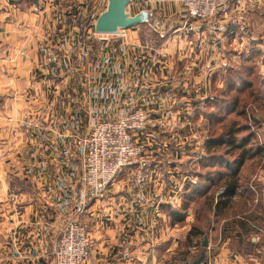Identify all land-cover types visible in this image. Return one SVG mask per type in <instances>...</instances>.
I'll return each mask as SVG.
<instances>
[{"label":"crops","instance_id":"0c3cea01","mask_svg":"<svg viewBox=\"0 0 264 264\" xmlns=\"http://www.w3.org/2000/svg\"><path fill=\"white\" fill-rule=\"evenodd\" d=\"M64 1L0 0V264H21L15 258L18 253L23 254L26 243L33 242L42 244L41 251L33 256L49 258L52 253L43 249V245L68 216L76 213L81 199L72 181L66 190L70 193L63 188L55 197L49 196L45 171L24 168L27 157L22 151L26 140L18 138L16 133L21 129L16 119L27 113L28 96L39 93L41 83H58L62 64L59 59L50 57L58 58L57 50L70 48V44H60L65 32L69 30L74 34L81 29L76 22L79 20L73 21L74 14L67 16L68 3ZM102 1L106 5V0H100L101 4ZM148 3L141 9L154 11L158 31L167 29L165 33L177 37L192 23L191 36L198 39L199 53L195 54L200 65L196 69L200 77L212 81L215 90L212 97L218 93L224 95V92L237 95L250 89L254 100L261 99L264 103V0H231L211 19L191 23L181 18L182 0H149ZM69 18L73 21L70 24L67 23ZM126 32L131 33V28ZM128 33L125 42L120 44L123 62L131 55L126 50ZM87 38L90 57L94 54L90 31ZM188 41L179 42V45ZM103 44L105 56L113 60L109 58L111 43L104 41ZM171 44V47L167 45L168 50L176 51L174 43ZM189 45L186 48L192 49ZM255 65L263 71L259 87L250 77ZM243 67L246 70L240 72ZM228 70L236 73H230V80L225 78ZM262 120L256 118L257 129H253L252 138L262 150L247 155L240 165V184L226 203L207 206L205 199L211 192L214 190L215 203L224 187L219 184L215 190V184L202 177L203 194H191L193 188H188V184L193 182L188 181L182 190L184 205L181 197L178 207L169 203L156 204L158 194L164 195L180 185V171L175 175H163L161 180L154 178L136 191L131 190L122 174L104 199L86 201L83 217L89 220L93 248L85 264H160L171 253L175 264H194L204 247L205 236L208 237V246L204 247L206 258L200 264H264ZM252 145L254 143H249ZM194 184L199 183L195 181ZM195 197L202 198L199 205L193 203ZM174 211L183 212L184 218L174 220ZM193 225L206 233L192 235L189 240ZM181 245H184L182 249ZM198 247L200 252L195 254ZM10 252L15 254L13 258Z\"/></svg>","mask_w":264,"mask_h":264},{"label":"rangeland","instance_id":"374dc122","mask_svg":"<svg viewBox=\"0 0 264 264\" xmlns=\"http://www.w3.org/2000/svg\"><path fill=\"white\" fill-rule=\"evenodd\" d=\"M230 1L228 0L225 6ZM71 2L70 0L63 2L68 3L65 11H67V16L74 14L73 21L78 19L79 21L76 22H78L79 27L81 26V29L74 34L67 30L60 44H70V48L57 50L58 58L50 57L53 60L59 59L60 64H62L61 74L58 73V83H41L42 89L39 93L34 92L28 96L27 113L21 114L16 119L21 128L16 130L18 138L26 140L25 150L22 151L23 155L27 157V164L24 168L27 171L39 169L45 171L47 186L49 187L46 192L50 197H55L59 191H63V188L66 191L71 181L77 187V191L80 192L84 188L80 181V174L83 172L84 165L81 140L97 120H118L129 107H141L147 115V132L151 133L157 142H167L171 146H178L186 153L177 161L176 165L177 171H180L181 174L178 177V180L181 181L179 195L183 201L182 193L185 183L187 184L188 181L201 183L203 173L207 171L214 173L217 170L226 169L224 163L214 166L211 165L213 161H202L201 153L207 152V154H216L219 157L224 155L229 161L236 159L239 155V149L224 145L212 148L210 153L206 142H203L205 139L207 141L210 136L220 135L224 127L231 124L240 128L237 135L241 139L243 135L250 136V131L255 132L253 130L257 129L255 118H261L264 121V103L261 99L254 100L249 93L250 89H246L240 94L237 93L241 102L238 109L231 108V111V109L223 108L220 111L219 109L223 105L228 104L232 94L224 92V95H218L220 94L218 93V96L212 97L213 92H215L212 81L200 77V72L196 69L200 65L199 59L196 57V54L199 53L198 39L197 36H191L190 31L194 28L191 22L209 20L217 12L206 19H197L185 15L183 6L181 18L186 23L191 24H188L187 29H185L188 33L185 31L177 37L165 33L168 31L167 29L158 31L155 22L153 25L144 23L133 26L131 33L125 31L120 34L103 36L95 32L94 23L100 12L105 9L108 0H106V5L103 1L101 4L100 0H71ZM148 2L149 0H135L129 10L136 13L145 3L149 4ZM87 4L89 9L85 11L88 8ZM73 21L72 18H69L67 23L70 24ZM89 31L94 53L90 57L87 55V32ZM127 33L129 40L126 44V50L131 55L124 58L123 62L120 59V44L125 42ZM169 37L172 39L169 40ZM184 40L193 43L189 45V41L185 42L182 47L179 42L183 43ZM104 41L111 43L109 50V58L113 59L111 61L108 60V56H105ZM172 42L176 51L168 50L167 45L170 46ZM187 45L191 46L192 49L186 48ZM149 62L150 69L144 70L145 65ZM152 63L158 64L152 69ZM120 66L122 72L119 71ZM244 70H246L245 67L240 69V72ZM230 73L236 75L234 71L228 70L225 76L227 80L231 77ZM262 75L263 71L255 65L250 77L253 83H257V86L263 77ZM213 111L215 114L211 118L207 113ZM145 140H148V137ZM250 143H254V146L257 145L253 139ZM200 148L201 153L198 154ZM157 157L165 158L159 154ZM190 162H192L191 165ZM203 163H210V165L207 166ZM211 166L213 167L211 168ZM137 169L134 168V171ZM219 184L214 185L215 190ZM66 192L70 193V191ZM212 195H215L214 190L211 192ZM98 196L95 197L87 189L84 206L86 201L91 198L97 200L105 197L104 194ZM79 197L81 199L77 205L76 213L68 216L63 221L62 226L52 232L51 237H48L47 244L43 245V249H48L52 253L50 257L33 256L36 251H41L40 246L42 244L37 242L26 243L25 249L22 251L23 254L18 253L17 258H15L18 263L56 264L55 250L58 247L62 231L69 221L73 220L71 218L81 220L76 219L85 226L87 235L91 240L88 256L85 261L79 264L87 262L93 248V242L90 235L89 220L83 217L84 207L81 210L80 206L82 195ZM201 200V197H195L193 203L199 205ZM183 246L181 245L180 249ZM195 250V254H198L200 247ZM14 255L10 252L11 258ZM171 256H173L172 253L160 264H175L173 258H170Z\"/></svg>","mask_w":264,"mask_h":264},{"label":"built area","instance_id":"2783aa9c","mask_svg":"<svg viewBox=\"0 0 264 264\" xmlns=\"http://www.w3.org/2000/svg\"><path fill=\"white\" fill-rule=\"evenodd\" d=\"M227 1L183 0L184 12L187 16L206 19L215 15ZM125 31L126 29H123L119 33ZM149 64L150 62L145 65L144 70L150 69ZM157 64L152 63L151 68ZM119 71L122 72L121 66ZM146 122L147 115L143 108L129 107L118 120L99 119L92 125L80 142L84 161L83 172L80 174V181L84 186L79 192L82 195L81 210L84 207L87 189L95 197H99L100 194L106 197L110 187L120 180L122 174L125 175L132 191L143 189L154 178L161 180L163 175H175L177 161L186 153L178 146L157 142L155 137L147 132ZM147 137L148 140H145ZM203 142H206V139ZM200 153L201 148L198 154ZM157 154L165 158L157 157ZM134 168L138 169L134 171ZM126 169L128 171H125ZM180 189L181 187L177 186L164 195L158 194L156 204L169 203L173 207H178ZM71 219L73 220L69 221L62 231L55 250L56 264H79L88 256L91 240L86 228L79 222L80 219Z\"/></svg>","mask_w":264,"mask_h":264},{"label":"trees","instance_id":"16d2710c","mask_svg":"<svg viewBox=\"0 0 264 264\" xmlns=\"http://www.w3.org/2000/svg\"><path fill=\"white\" fill-rule=\"evenodd\" d=\"M144 24V23H143ZM230 80V79H229ZM264 98V97H262ZM240 99L237 95L232 94L231 99H229L228 104L226 106H222L219 110H229L231 108H237L240 105ZM232 111V109H231ZM210 117L215 114V112H209L207 113ZM239 114V112H238ZM214 117V116H213ZM212 118V117H211ZM256 122V118H255ZM257 125V123H255ZM247 128H249V125H247ZM240 131V128L236 126L235 124H231L229 126L224 127V130L220 133L218 136H210L208 137L206 141V146L211 153V149L215 147H220V146H226V147H234L240 150L239 155H237L236 159L229 161L224 155L216 156V154H207L203 153L202 158L204 160H207L208 162H215L218 164L224 163L225 164V170H217L214 173H203L202 177H205V180L208 182H212V184H216V182L220 183L223 187L224 190L221 192L218 197L217 201L214 203L215 196L214 195H209L208 198H206V203L207 206H211V204H214L216 207L219 206L222 203H226L229 199V197L233 196L237 192V188L239 186V181H238V172L240 165L243 163L247 155L249 154H257L260 153L262 150V146L260 145H252V146H247V144L250 143L251 139L254 137L255 132L250 131L251 135H243L241 139L238 138V133ZM208 152V153H209ZM252 152V153H251ZM206 164V163H205ZM223 165V164H222ZM228 173H225V172ZM193 188L191 194H201L202 193V187L201 184H188V188ZM203 194V193H202ZM191 198L193 196L191 195ZM190 198V199H191ZM186 199V195H185ZM183 205H184V199H183ZM183 212L181 211H174L173 212V219L174 220H182L184 218ZM206 232L201 230L197 225H193L192 229L190 230L189 237L188 239H191L192 235L196 234H205ZM203 250H206V248L202 247Z\"/></svg>","mask_w":264,"mask_h":264},{"label":"water","instance_id":"95a60500","mask_svg":"<svg viewBox=\"0 0 264 264\" xmlns=\"http://www.w3.org/2000/svg\"><path fill=\"white\" fill-rule=\"evenodd\" d=\"M38 3V0H33ZM133 0H108L104 10L100 12L94 23L96 33L116 34L123 29H129L133 26L149 23L153 25L155 22V13L151 9H141L133 13L129 10L130 3ZM202 245L208 246V237L205 236ZM205 257L203 250L200 256L194 260V264H200Z\"/></svg>","mask_w":264,"mask_h":264}]
</instances>
